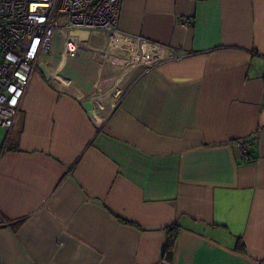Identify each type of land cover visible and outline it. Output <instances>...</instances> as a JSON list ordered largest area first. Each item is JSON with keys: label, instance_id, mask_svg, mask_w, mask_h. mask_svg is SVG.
I'll use <instances>...</instances> for the list:
<instances>
[{"label": "crops", "instance_id": "1", "mask_svg": "<svg viewBox=\"0 0 264 264\" xmlns=\"http://www.w3.org/2000/svg\"><path fill=\"white\" fill-rule=\"evenodd\" d=\"M42 55L0 127V264H264V0H122Z\"/></svg>", "mask_w": 264, "mask_h": 264}, {"label": "built area", "instance_id": "2", "mask_svg": "<svg viewBox=\"0 0 264 264\" xmlns=\"http://www.w3.org/2000/svg\"><path fill=\"white\" fill-rule=\"evenodd\" d=\"M121 2L0 0V127L8 132L13 128L39 57L51 51L56 31H115ZM243 144V154L248 158L249 144ZM3 152L0 144V160Z\"/></svg>", "mask_w": 264, "mask_h": 264}, {"label": "trees", "instance_id": "3", "mask_svg": "<svg viewBox=\"0 0 264 264\" xmlns=\"http://www.w3.org/2000/svg\"><path fill=\"white\" fill-rule=\"evenodd\" d=\"M175 239V232H173L172 234L170 233L168 248L166 249V257L168 258V260H171V257H173V246L175 244Z\"/></svg>", "mask_w": 264, "mask_h": 264}, {"label": "rangeland", "instance_id": "4", "mask_svg": "<svg viewBox=\"0 0 264 264\" xmlns=\"http://www.w3.org/2000/svg\"><path fill=\"white\" fill-rule=\"evenodd\" d=\"M58 48V44L55 45L54 49ZM51 56H45L42 55L41 58L39 59V64L42 62V60H48ZM3 132V131H2ZM0 141L3 139V133L0 134Z\"/></svg>", "mask_w": 264, "mask_h": 264}]
</instances>
